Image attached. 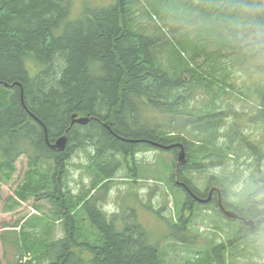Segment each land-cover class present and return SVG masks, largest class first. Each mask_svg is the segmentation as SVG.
<instances>
[{"label":"trees","instance_id":"16d2710c","mask_svg":"<svg viewBox=\"0 0 264 264\" xmlns=\"http://www.w3.org/2000/svg\"><path fill=\"white\" fill-rule=\"evenodd\" d=\"M68 11V0H0V186L17 184L2 210L30 199L51 204L16 220L0 242L14 248V264H164L136 220L117 229L101 210L109 154L181 142L180 178L226 160L240 164L244 154L258 167L264 136L247 139L233 103L249 102L251 120L264 126V0H112L76 20ZM73 113L94 118L70 125ZM64 132L66 150L51 149ZM234 138L246 148L231 146ZM72 144L92 150L80 163L91 178L80 192L65 179ZM21 156L27 165L15 180ZM209 177L205 184L225 187ZM252 188L236 209L253 219L264 216V184ZM180 205L185 228L184 207L200 204L184 195Z\"/></svg>","mask_w":264,"mask_h":264},{"label":"rangeland","instance_id":"374dc122","mask_svg":"<svg viewBox=\"0 0 264 264\" xmlns=\"http://www.w3.org/2000/svg\"><path fill=\"white\" fill-rule=\"evenodd\" d=\"M68 1V20L78 19L85 9L93 10L112 2V0ZM153 19L156 20L154 16ZM142 21L150 26H156L152 20L142 18ZM160 37L164 38L163 33L160 34ZM233 106L242 114L241 119L238 120L239 130L248 137V140L256 144L262 139L260 137L264 136V126L260 122L251 120V115L254 113L252 105L249 102L240 101L233 103ZM222 138H225L224 135ZM72 145L65 162L67 173L65 179L71 191L80 192L83 185L87 187L91 182L90 176L85 173L80 163L85 164L86 156L92 154V150L88 146ZM231 146L246 148L247 145L245 143L239 145V142L234 138ZM261 147L264 149V139ZM142 149L145 150L139 151L137 155L135 154L136 156L134 155V158L127 155V160L136 162L140 167L139 170L143 166V171L140 170L143 173L138 180H131L130 177L128 180L114 179L108 181L105 189L98 190L99 206L103 212L111 215L120 209L124 215V223L130 222L132 219L136 220L145 230L150 243L157 245L158 254L165 258L164 264H264V234L261 231L257 230L258 236L255 238L237 241L235 245L240 251L231 245L222 248L223 238L226 234L218 225L227 229L232 222L216 212L215 206L212 204L194 205L195 208L192 211L184 207L181 217L187 222V225L182 228L175 206L180 205L184 194L182 191L175 192L177 187L174 180H167V177L173 172L174 161H176L172 150ZM248 155L244 154L238 158L240 164L234 160H226L222 164L215 163L216 166H210L207 170L187 171L186 177L200 191L205 187V181L211 179L209 176H212V180L219 182L224 179L225 201L233 207H245L244 197L247 199V195L249 196V193L253 192L254 183L255 186L260 187L264 184L260 179L264 175V158L259 159L257 167L255 164H251L252 158L250 154ZM118 158L120 157L118 156ZM15 165L16 171L13 179L20 180L26 168V157L21 156ZM163 167L168 168V171ZM157 175L162 176V179L156 177ZM116 176L125 178L122 171ZM10 185L2 184L0 186V234L4 232L5 236L7 230L14 228L16 220L26 218L30 214L48 213L51 206L46 198L36 201L30 199L21 202L14 209L4 212L2 208L6 205L8 196L13 195L15 183ZM171 187L175 190L174 193ZM260 196L262 195L259 194L256 198L259 199ZM34 205L38 206L40 211H37ZM181 207L183 206L180 205ZM114 221L116 225L123 224L121 218H116ZM14 229L17 230L18 227ZM10 245L6 242L3 244V241L0 242L1 264H14L15 250Z\"/></svg>","mask_w":264,"mask_h":264},{"label":"flooded vegetation","instance_id":"af4514ba","mask_svg":"<svg viewBox=\"0 0 264 264\" xmlns=\"http://www.w3.org/2000/svg\"><path fill=\"white\" fill-rule=\"evenodd\" d=\"M136 144H140V143H145L144 139H136L135 140ZM176 143V142H174ZM172 144V143H171ZM152 147H149L151 149H157V150H165V151H170L172 150L173 155L175 156L176 159V155H177V151H178V147H173L170 149H164L161 147H158L154 144H150ZM143 148V147H142ZM147 148V149H149ZM141 150H145V149H138V150H131L128 153H123V152H115V153H110L109 154V158H111L114 162L112 166H109L108 169H106V173H108L107 177L103 180V182H106V184L108 185V181L114 180V179H126L128 180L129 177L131 178V180H138L139 178V166L136 164V162L131 161L129 162L127 160V155H130L132 158H134V155L141 151ZM186 155V154H185ZM118 156L120 158H118ZM115 158V159H113ZM121 160V161H120ZM174 167H173V172L171 173V175L169 177H167V180H174V183L177 184L178 186H180L183 194L185 195V198H189V200L191 201L192 204H212L213 206L217 207V209L221 212V215L223 217H225L226 219H228L229 221H231L232 223L230 225H228L227 229H225V227H221L222 231L225 232L226 236L225 238H223V243H222V248L223 246H228L231 245L234 248H237L235 243L237 241H244L246 239H251V238H255L258 236L257 234V230L263 232L264 231V216L262 217H256L253 218L252 221L257 220V222L254 223L253 228H250V225L246 224L245 222L248 219H252L249 215V213L247 212V210H243V209H236V207H229V204L225 201V192H224V188L221 189L217 187V185L215 183H207L205 185V187L202 190V194L198 195L195 193H192L189 189V187L187 185H185L183 182L179 181V180H188V178L186 176H182L181 178L179 177V166L176 165V161H174ZM186 162V161H185ZM132 164V165H131ZM27 165V164H26ZM131 166V168H130ZM138 166V167H137ZM122 171L123 173V177L125 178H117V174H119ZM180 173H182V171H180ZM130 175L134 176L131 177ZM58 181V180H57ZM60 182V180H59ZM110 183V182H109ZM17 184H15L16 186ZM106 185V186H107ZM217 189L220 190L221 192V203L222 206L226 208V206L228 207L227 210H231L234 212V216H226L224 214V211L220 210V206H219V201H218V191ZM223 197V198H222ZM48 199V198H46ZM113 215L112 217L116 218H121V222H124V215L122 214V211L119 209L116 213L111 214ZM115 227L117 229H123L124 224H120V225H116ZM264 233V232H263ZM229 236H228V235ZM240 251V250H239Z\"/></svg>","mask_w":264,"mask_h":264},{"label":"water","instance_id":"95a60500","mask_svg":"<svg viewBox=\"0 0 264 264\" xmlns=\"http://www.w3.org/2000/svg\"><path fill=\"white\" fill-rule=\"evenodd\" d=\"M16 84V83H15ZM94 117L92 116H89V115H78L77 113H73L71 114V122H70V125H72L73 123H76V124H86L90 119H92ZM66 133L64 132L61 136H59L58 138H56L54 140L53 143H49L48 142V145L50 146L51 149L53 150H57V151H64L66 150ZM154 145L158 146V147H161V148H164V149H170L172 147H178V151H177V155H176V165L179 166V165H182L185 163L186 161V151H185V148L183 146V144L181 142H177V143H172V144H168V145H163V144H158V143H154L152 142ZM218 191V201H219V208L220 210L224 211V214L226 216H234V212L231 211V210H227L225 209L223 206H222V203H221V192L219 189H217ZM253 219H248L245 223L250 225V228H253V225L255 222H257V220H254L252 221Z\"/></svg>","mask_w":264,"mask_h":264},{"label":"bare ground","instance_id":"6f19581e","mask_svg":"<svg viewBox=\"0 0 264 264\" xmlns=\"http://www.w3.org/2000/svg\"><path fill=\"white\" fill-rule=\"evenodd\" d=\"M83 134V133H82ZM136 156V155H135ZM111 159V158H110ZM113 159H115V158H113ZM107 161V160H106ZM121 161V160H120ZM141 161V160H140ZM100 162V161H99ZM151 162H152V160H151ZM85 164H86V162H85ZM146 164V163H145ZM132 165V164H131ZM86 166V165H85ZM138 167V166H137ZM130 168H131V166H130ZM138 174H140L139 172H138ZM159 176V175H158ZM69 183V182H68ZM71 185V184H70ZM67 187V186H66ZM69 188V187H68ZM67 195V194H66ZM128 212V211H127ZM127 215V214H126ZM29 223V222H28ZM80 224V223H79ZM219 224V223H218ZM78 225V224H77ZM82 227V226H81ZM90 239V238H89ZM88 239V240H89ZM91 240V239H90ZM96 242V241H95ZM94 242V243H95ZM90 243V242H89Z\"/></svg>","mask_w":264,"mask_h":264}]
</instances>
